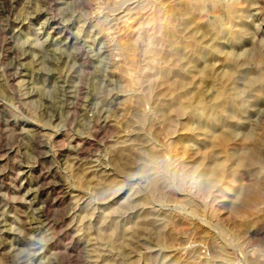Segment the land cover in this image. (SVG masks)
Returning a JSON list of instances; mask_svg holds the SVG:
<instances>
[{
    "label": "rangeland",
    "instance_id": "1",
    "mask_svg": "<svg viewBox=\"0 0 264 264\" xmlns=\"http://www.w3.org/2000/svg\"><path fill=\"white\" fill-rule=\"evenodd\" d=\"M242 1L237 23L236 0H0V264H264V0ZM183 107L248 134L254 167L182 186L149 150L201 128Z\"/></svg>",
    "mask_w": 264,
    "mask_h": 264
},
{
    "label": "bare ground",
    "instance_id": "2",
    "mask_svg": "<svg viewBox=\"0 0 264 264\" xmlns=\"http://www.w3.org/2000/svg\"><path fill=\"white\" fill-rule=\"evenodd\" d=\"M236 3V5L228 7L227 12L229 17L238 23L243 21L242 18H244L247 12L240 6L243 4L242 0H236ZM242 23L243 22H241V29H246L245 22L244 24ZM47 29L50 30V33H48L45 38L43 46H46L49 49L48 51L50 52L51 57L56 59L59 55L63 54L66 45L73 39H67L63 34L58 33L57 28L53 25L49 26ZM220 98H223V95H220ZM174 101H176V99ZM216 107L223 112L226 109L234 107V101L231 99H224L223 102L216 104ZM182 110L186 118L199 123L201 128L183 130L178 136L172 138L170 135H166L163 138L162 145H158L157 147V145L151 144L149 150L150 157L164 153L166 156H170L173 161L181 164V169L184 170L185 174L181 179L182 186L191 191L194 190L197 195L202 196L204 192L214 190L217 188V185L222 184L223 181L229 180L230 177L223 174L224 172H213V166L222 156H225L227 162H230L241 169L246 170L250 167H254L255 162L248 156L254 149V144L250 143L251 137L248 134L232 135L230 132H224L225 120H227L224 114L204 116L198 115L194 111H190L187 107H183ZM256 114L257 112L255 115ZM171 121L167 120L165 122L169 123ZM140 126L144 128L145 119L142 118L140 120ZM176 134L177 133H174V135ZM116 163L120 170L125 173H129L130 168L134 165L133 159L126 155H121L116 159ZM210 169H212V172L210 173V175H212V181L207 180L201 184H197V178H202ZM145 172L149 173L152 177V181H155L158 178V174L152 167ZM237 191L241 193L244 192V186H239ZM156 195H159V193ZM155 208L156 205L152 204L151 209L154 211ZM152 221L155 225H163V221L159 218H153ZM113 233L116 234L117 229L108 237L109 242H112L113 239H115ZM127 235H129L128 232ZM166 260L169 259L166 257ZM170 262L171 261H168L166 264H169Z\"/></svg>",
    "mask_w": 264,
    "mask_h": 264
}]
</instances>
